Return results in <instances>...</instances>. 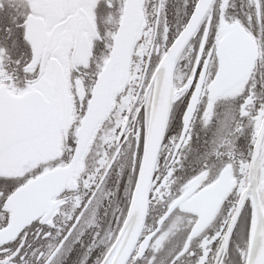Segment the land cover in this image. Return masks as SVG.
Returning <instances> with one entry per match:
<instances>
[{"label":"snow or ice","instance_id":"1","mask_svg":"<svg viewBox=\"0 0 264 264\" xmlns=\"http://www.w3.org/2000/svg\"><path fill=\"white\" fill-rule=\"evenodd\" d=\"M0 264H264V0H0Z\"/></svg>","mask_w":264,"mask_h":264}]
</instances>
